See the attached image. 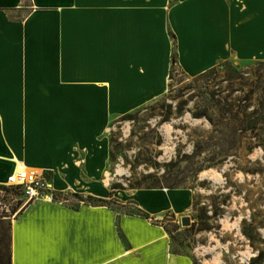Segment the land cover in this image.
<instances>
[{"label":"crops","instance_id":"obj_1","mask_svg":"<svg viewBox=\"0 0 264 264\" xmlns=\"http://www.w3.org/2000/svg\"><path fill=\"white\" fill-rule=\"evenodd\" d=\"M173 53L192 76L264 60V0H0V184L23 164L54 191L98 199L24 205L11 264H193L165 228L186 189L113 192L149 217L99 200L111 122L166 92Z\"/></svg>","mask_w":264,"mask_h":264},{"label":"rangeland","instance_id":"obj_2","mask_svg":"<svg viewBox=\"0 0 264 264\" xmlns=\"http://www.w3.org/2000/svg\"><path fill=\"white\" fill-rule=\"evenodd\" d=\"M260 62L221 60L213 71L194 76L177 65L164 94L116 117L106 132L111 203L118 204L113 192L121 190L167 187L190 193L188 209L165 226L173 230L171 249L190 256L193 264H260L256 256L264 254V126L242 132L227 112L233 106V112L250 111L257 104L259 91L254 88L251 98L249 84L264 69ZM235 69L242 79H228L237 75ZM228 95L230 105L224 100ZM53 195L70 204L96 201L71 191ZM6 196L8 206L0 209L5 258L8 223L21 209L10 199L16 194ZM183 216L189 225L181 222Z\"/></svg>","mask_w":264,"mask_h":264},{"label":"trees","instance_id":"obj_3","mask_svg":"<svg viewBox=\"0 0 264 264\" xmlns=\"http://www.w3.org/2000/svg\"><path fill=\"white\" fill-rule=\"evenodd\" d=\"M172 69L178 65V61H177V57L176 54L173 53L172 54ZM260 65H264V62H260ZM215 69V67H211L210 69L202 72L200 75H205L209 70L213 71ZM262 68H259V70L257 72H255V77L256 80H254V84H249L251 85V98L254 97V95L256 94L254 88L256 90H258V97H257V104L255 106H253L252 110L247 111L246 109L242 108L240 110H237L236 112H233V107H229L230 109H227V112L231 113L230 119L234 121L235 126L237 128V130H240L242 132L244 131H257L261 128H263L264 126V69L262 70ZM235 71L237 72L236 76H228V79H242L241 74L238 72V69H235ZM171 77V74H170ZM242 84V82H241ZM245 85V84H243ZM229 96H226L224 98L225 103L227 104H231L228 99ZM234 104V103H233ZM232 104V105H233ZM92 199H95L92 196H89ZM101 202L106 203V205L112 206L114 208H118V209H122L124 211L127 212H131V213H136V214H140L146 217H149V215L144 212L143 210H141L140 208H138L137 206H134V208H129L126 206V204H120L118 203V201H116L118 204H113L111 202H115L112 201L110 199H99ZM96 201H98V199H96ZM88 202H92V201H88ZM9 234H8V239H9V243H8V252H7V257L5 258L4 253H2L1 251V247H0V264H11V236H10V229H11V221H9ZM166 230L168 231L169 234L172 233V229H170L169 227H166ZM177 228V227H176ZM175 228V229H176ZM175 253H179L177 251H174ZM257 257V261H259L258 263L262 264V262L264 261V254H262V252H259ZM253 261H250V264H253Z\"/></svg>","mask_w":264,"mask_h":264},{"label":"built area","instance_id":"obj_4","mask_svg":"<svg viewBox=\"0 0 264 264\" xmlns=\"http://www.w3.org/2000/svg\"><path fill=\"white\" fill-rule=\"evenodd\" d=\"M51 179L45 173H38L23 164H18L10 172L6 180L0 184V209L7 207L5 199L8 192L16 194L10 198L13 202H20L21 208L32 200L38 198L55 199Z\"/></svg>","mask_w":264,"mask_h":264},{"label":"water","instance_id":"obj_5","mask_svg":"<svg viewBox=\"0 0 264 264\" xmlns=\"http://www.w3.org/2000/svg\"><path fill=\"white\" fill-rule=\"evenodd\" d=\"M181 222H182L184 225H189V224H190L189 217H188V216H183V217L181 218Z\"/></svg>","mask_w":264,"mask_h":264}]
</instances>
